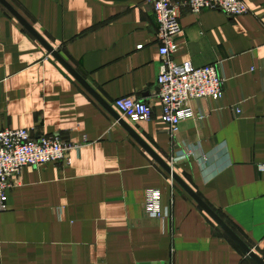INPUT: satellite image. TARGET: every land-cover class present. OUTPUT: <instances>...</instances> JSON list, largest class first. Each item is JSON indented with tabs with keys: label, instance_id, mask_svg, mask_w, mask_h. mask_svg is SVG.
Returning <instances> with one entry per match:
<instances>
[{
	"label": "crops",
	"instance_id": "obj_1",
	"mask_svg": "<svg viewBox=\"0 0 264 264\" xmlns=\"http://www.w3.org/2000/svg\"><path fill=\"white\" fill-rule=\"evenodd\" d=\"M7 2L113 112L121 97L150 103L147 120L124 121L264 258V0H245L249 11L234 17L180 8L173 61L218 64L224 94L192 101L175 134L161 119L146 0ZM18 128L75 146L69 164L15 178L0 213V264H257L0 3V130ZM151 188L170 217L145 213Z\"/></svg>",
	"mask_w": 264,
	"mask_h": 264
},
{
	"label": "built area",
	"instance_id": "obj_2",
	"mask_svg": "<svg viewBox=\"0 0 264 264\" xmlns=\"http://www.w3.org/2000/svg\"><path fill=\"white\" fill-rule=\"evenodd\" d=\"M152 7L157 23L159 62L156 84L161 103V119L167 124L171 134L177 133L179 124L193 116L191 102L201 98L218 101L224 94V79L219 74L218 64L196 67L191 61L176 63L172 59L177 50L175 39L181 32L180 8L186 6L193 14L203 10H219L229 17L239 16L249 11L245 0H146ZM113 107L120 118L129 122L147 120L152 114L151 104L126 96L116 99ZM75 145L64 141L58 135L33 137L28 128L0 130V213L6 210L7 191L14 180L28 166L39 167L46 163L69 164V150ZM171 164L175 163L172 159ZM264 173V163L258 164ZM161 191L147 190L145 213L157 219L170 217L168 207L162 205Z\"/></svg>",
	"mask_w": 264,
	"mask_h": 264
},
{
	"label": "water",
	"instance_id": "obj_3",
	"mask_svg": "<svg viewBox=\"0 0 264 264\" xmlns=\"http://www.w3.org/2000/svg\"><path fill=\"white\" fill-rule=\"evenodd\" d=\"M0 3L17 19L20 24L45 48L48 54L55 58L90 94H92L99 103L108 111L112 112L119 123L126 128L131 136L142 146V148L177 182L191 198L224 230V232L244 251V253L253 259L257 264H264V258L257 255L253 249L248 247L239 236L209 207L198 195L176 174V172L163 160L151 147L124 121L112 108L105 103L100 96L88 85V83L62 58L60 52L51 46L39 32L29 24L26 19L21 16L7 2V0H0Z\"/></svg>",
	"mask_w": 264,
	"mask_h": 264
}]
</instances>
